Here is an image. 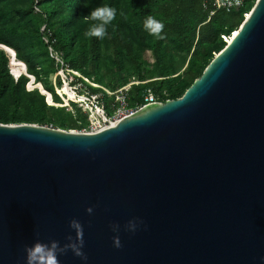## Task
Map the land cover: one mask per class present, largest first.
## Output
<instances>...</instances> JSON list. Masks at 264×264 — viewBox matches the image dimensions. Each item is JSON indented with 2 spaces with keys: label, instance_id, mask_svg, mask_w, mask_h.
<instances>
[{
  "label": "water",
  "instance_id": "water-1",
  "mask_svg": "<svg viewBox=\"0 0 264 264\" xmlns=\"http://www.w3.org/2000/svg\"><path fill=\"white\" fill-rule=\"evenodd\" d=\"M38 247L54 264H264V0L179 98L93 132L0 123V264H51Z\"/></svg>",
  "mask_w": 264,
  "mask_h": 264
},
{
  "label": "trees",
  "instance_id": "trees-1",
  "mask_svg": "<svg viewBox=\"0 0 264 264\" xmlns=\"http://www.w3.org/2000/svg\"><path fill=\"white\" fill-rule=\"evenodd\" d=\"M216 1L0 0L1 47L13 49L15 57L25 64L27 74L32 75L29 81L16 58L12 59V52L6 50L7 55L0 49V123L47 122L70 130L87 126V115L76 104L71 103L80 125L66 122L70 117L68 107L55 108L46 103L45 97L61 102L48 82V76L61 67L54 53L63 65L110 91L126 85L129 77L138 80L165 77L131 84L127 92L130 106L142 104L146 88H151L160 101L179 98L237 30L251 8L244 9L255 0H244L242 7L229 12L219 9L210 14ZM105 6L114 8L116 14L106 25L104 37L85 35L98 23L89 13ZM148 17L163 23V38L151 34L145 27ZM146 51L153 59L151 70L144 68ZM172 52L186 61V67L176 76H171L176 72L173 68L164 65V56ZM9 59L13 69L8 67ZM10 71L20 75L15 79ZM74 78L91 92H100L105 110L111 112L112 96L79 77ZM56 85H60L58 77ZM7 101L15 106L23 104L24 113L17 115L13 110L6 115L4 103Z\"/></svg>",
  "mask_w": 264,
  "mask_h": 264
},
{
  "label": "built area",
  "instance_id": "built-area-1",
  "mask_svg": "<svg viewBox=\"0 0 264 264\" xmlns=\"http://www.w3.org/2000/svg\"><path fill=\"white\" fill-rule=\"evenodd\" d=\"M243 5L244 0H217L213 3L215 9L211 11L210 14L219 9L229 12L231 9L242 7ZM53 57L61 66L55 74L60 80V85H58L57 90L59 89L62 93L61 101L63 100L64 106L67 107H71V103L76 104L77 107L87 115L88 124L79 132L96 131L131 114L145 104L160 101L159 96H157L151 88H146L142 94V104L130 106L127 102V92L131 84H126L110 93L103 89L107 96L113 97V101L110 105L111 112L108 113L102 104V94L100 92L93 93L87 86L79 83L74 77H79L85 82H87V80L78 72L63 65L55 53ZM88 83L89 82H87V84ZM90 86L97 87L98 85L90 84ZM48 102L52 104L49 100Z\"/></svg>",
  "mask_w": 264,
  "mask_h": 264
},
{
  "label": "rangeland",
  "instance_id": "rangeland-1",
  "mask_svg": "<svg viewBox=\"0 0 264 264\" xmlns=\"http://www.w3.org/2000/svg\"><path fill=\"white\" fill-rule=\"evenodd\" d=\"M252 2H250L247 6V8H245L244 10L247 11L249 10L251 7H252ZM220 39L222 40H226V37H221ZM215 47H219V45H215ZM217 48H216V51H217ZM215 49V48H214ZM144 60L146 61L147 64H145L144 68L146 70H151L153 67H154V64H153V59L152 57L150 56V52L149 51H146V54L144 56ZM20 61V60H19ZM22 62V61H21ZM11 61L9 59L8 61V67L10 69H13L10 65ZM23 63V62H22ZM24 64V63H23ZM164 65L166 67H169V68H173L176 72L171 75V76H176L178 73L182 72V70L186 67V61L183 62L182 61V58L180 57L179 54L175 53V52H172L170 55H165L164 56ZM25 66V64H24ZM15 70V69H14ZM155 70H153L154 72ZM21 72V71H20ZM55 72L51 75L48 76V82L49 84L53 85V89L56 93V95L58 96V98L60 99L61 101V97H62V93L60 92V90L58 88V85H56V81H57V77L55 76ZM81 75V74H80ZM82 76V75H81ZM83 77V76H82ZM85 78V77H84ZM165 77H156V76H153L151 78H145L144 80H138L134 77H129V81L127 84H144V83H148V82H153L154 80H161ZM16 79V77H15ZM87 80L88 85L90 84H94L93 82H91L90 80H88L87 78H85ZM86 82V83H87ZM98 85L97 87L99 89H101L102 91L104 90H107L109 93L110 92H113V91H116L118 90L119 88H117L116 90H113V91H110L109 89H107L106 87H104L103 85H100V84H96ZM104 89V90H103ZM164 91V90H163ZM45 100H46V103L47 105H51L55 108H58V107H63L64 106V102L63 100L60 102V103H56L54 101H51L50 100V97H49V100L50 102H52V104H50L48 102V99L45 97ZM5 107H4V112L6 113V115H8V113H10L11 111L15 110L16 114L17 115H22L24 113V109H23V104H20L18 106H15L13 105L11 102L7 101L4 103ZM71 107H68L67 111L69 112L70 114V117H68V119L66 120V122L68 124H71L72 122H74L76 125H80L81 121L77 118L78 117V114L74 111V109L72 108V105H70ZM67 107V106H66ZM82 112V111H81ZM8 124H13V123H8ZM29 124H34V125H40V126H45V127H51V128H57V129H60V130H65V131H72V132H79L80 130H82V128H73V129H67V128H60V127H57L54 123H47V122H37V123H29Z\"/></svg>",
  "mask_w": 264,
  "mask_h": 264
},
{
  "label": "clouds",
  "instance_id": "clouds-1",
  "mask_svg": "<svg viewBox=\"0 0 264 264\" xmlns=\"http://www.w3.org/2000/svg\"><path fill=\"white\" fill-rule=\"evenodd\" d=\"M116 10L112 7H97L89 13L92 20L98 23L91 26L90 30L85 33L88 36L104 37L105 27L108 25L115 17ZM87 18V17H86ZM145 27L150 31L151 34L156 35L158 38L162 37V29L164 27L161 21H158L152 17H148L145 23ZM36 256H47L51 264H54L53 256L50 253L44 252L41 248H36Z\"/></svg>",
  "mask_w": 264,
  "mask_h": 264
},
{
  "label": "bare ground",
  "instance_id": "bare-ground-1",
  "mask_svg": "<svg viewBox=\"0 0 264 264\" xmlns=\"http://www.w3.org/2000/svg\"><path fill=\"white\" fill-rule=\"evenodd\" d=\"M6 46H4L3 48L5 49V50H7V48H5ZM7 51H9V52H11V50H7ZM8 55V54H7ZM9 57V56H8ZM10 58V57H9ZM16 58V57H15ZM15 58H13L12 57V59H15ZM17 62H19V64H20V67L22 68V72L24 71V69H25V66H23L24 64L21 62V61H19L17 58L15 59ZM11 61V60H10ZM32 76V75H31ZM32 79V78H31ZM32 81V80H31ZM36 87H38V86H36ZM38 88H40L41 90H42V87H38ZM43 91V90H42ZM44 92V91H43ZM48 100H49V97H48ZM50 100L52 101V99H51V97H50ZM49 100V101H50Z\"/></svg>",
  "mask_w": 264,
  "mask_h": 264
}]
</instances>
